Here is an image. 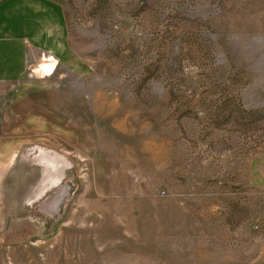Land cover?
Here are the masks:
<instances>
[{"label": "rangeland", "instance_id": "rangeland-1", "mask_svg": "<svg viewBox=\"0 0 264 264\" xmlns=\"http://www.w3.org/2000/svg\"><path fill=\"white\" fill-rule=\"evenodd\" d=\"M55 1L0 264H264V0Z\"/></svg>", "mask_w": 264, "mask_h": 264}, {"label": "crops", "instance_id": "crops-1", "mask_svg": "<svg viewBox=\"0 0 264 264\" xmlns=\"http://www.w3.org/2000/svg\"><path fill=\"white\" fill-rule=\"evenodd\" d=\"M66 51V19L55 0H0V192L11 151L21 146L15 133L24 126L9 127V111L23 122L25 104L37 110L41 106L40 93L24 89L29 84L26 70L41 56L60 60Z\"/></svg>", "mask_w": 264, "mask_h": 264}, {"label": "built area", "instance_id": "built-area-1", "mask_svg": "<svg viewBox=\"0 0 264 264\" xmlns=\"http://www.w3.org/2000/svg\"><path fill=\"white\" fill-rule=\"evenodd\" d=\"M50 61H52V57L51 56H49V55L41 56L40 62H50ZM28 76H31L30 75V68H29Z\"/></svg>", "mask_w": 264, "mask_h": 264}]
</instances>
